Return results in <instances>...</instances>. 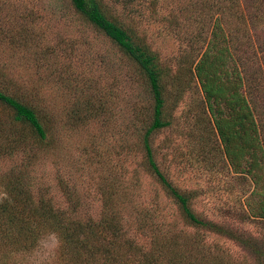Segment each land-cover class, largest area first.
<instances>
[{"label": "trees", "instance_id": "1", "mask_svg": "<svg viewBox=\"0 0 264 264\" xmlns=\"http://www.w3.org/2000/svg\"><path fill=\"white\" fill-rule=\"evenodd\" d=\"M166 7L172 34L183 40L191 31L185 36L190 50L168 58L101 0H69L65 7L137 68L149 97L148 110L140 112L145 120L138 128L139 167L157 188L143 186L138 172L126 178L135 180L126 185L123 174L119 184L109 177L94 214L78 187L60 177L62 199H56L51 187L41 184L45 174L35 175V164L41 161L43 171L58 164L64 124L37 93L0 86V104L9 112L0 118V156L26 153L22 165L0 175L7 191L0 201L2 250H31L44 235L56 233L62 264H264V0H170ZM8 18L0 16V44L17 41ZM193 89L200 107L191 116L194 122L188 120L191 128L179 131L190 137L189 148L202 162L218 159L217 165L206 163L234 173L243 186L238 204L217 218L195 210L200 191L170 178L156 144ZM100 105L91 96L77 99L66 123L87 126ZM178 224L195 228V234ZM208 234L217 241L206 240ZM137 237L144 238L138 240L142 243Z\"/></svg>", "mask_w": 264, "mask_h": 264}, {"label": "rangeland", "instance_id": "2", "mask_svg": "<svg viewBox=\"0 0 264 264\" xmlns=\"http://www.w3.org/2000/svg\"><path fill=\"white\" fill-rule=\"evenodd\" d=\"M101 1L109 13L135 28L159 50L162 58L190 50V40L185 36L191 31H183L184 39L180 40L172 34L164 19L169 14L166 6L170 0ZM153 1L155 4L151 3ZM68 3L69 0H0V16H9L12 36L17 39L0 44V86L12 91L20 86L26 93H37L39 100L48 103L56 113L64 124L65 140L63 146L61 143L57 148L55 160L58 164L43 171L38 160L35 175L39 178L45 174L41 184L51 187L56 199H62L58 179L63 177L69 186L78 187L83 203L97 214L101 208L100 191L108 184L109 177L116 178L119 184L123 182V174L126 185L135 181L126 178L138 172L143 186L150 190L157 188L153 178L139 167L141 152L137 145L138 128L145 120L140 112L148 110L149 97L137 68L123 59L102 33L73 12H66ZM87 96H91L96 105L101 103L99 115L87 126L73 128L66 121L72 115L77 99ZM198 97L197 89L185 96L174 113L173 127L159 133L156 144L163 168L170 178L184 188L200 191L194 202L195 210L217 218L226 208L238 204L243 196V186L234 173L219 166L211 169L207 164L217 165L218 159L202 162L193 153L194 149L189 148L190 137L179 131L183 127L191 128L194 122L191 116L200 107ZM7 113L0 104V118ZM23 160L26 161V153L22 151L0 156V175L22 165ZM158 190L162 193L159 187ZM6 196L7 191L0 182V201ZM180 226L189 235L196 232L193 227L178 224V228ZM244 226L261 230L256 223H245ZM134 236V233L130 234V238ZM216 237L208 234L206 240L215 243ZM138 240L144 238L136 239L142 243ZM60 246L59 236L48 233L31 250L0 248V264H62Z\"/></svg>", "mask_w": 264, "mask_h": 264}]
</instances>
